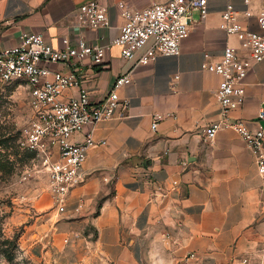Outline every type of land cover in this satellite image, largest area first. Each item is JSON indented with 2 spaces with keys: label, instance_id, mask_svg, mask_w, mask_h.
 Segmentation results:
<instances>
[{
  "label": "crops",
  "instance_id": "1",
  "mask_svg": "<svg viewBox=\"0 0 264 264\" xmlns=\"http://www.w3.org/2000/svg\"><path fill=\"white\" fill-rule=\"evenodd\" d=\"M89 1L0 0V48L19 44L23 32L43 34L56 49L65 37L108 44L124 25L125 8L158 0H98L112 27L80 29L75 12ZM228 1L209 0V15L194 18L178 55L138 64L145 49L128 59L112 45L103 66L90 59L49 65L76 69L96 100L123 73L131 71L132 82L119 90L126 115L94 127L95 139L106 144L90 148L84 180L70 191L65 210L52 200L54 209L42 224L43 247L34 248V256L48 247L46 253L58 251L68 264L97 257L108 264H264V175L235 130L222 129L213 139L204 133L218 117L220 81L202 69L204 55L217 59L227 44H238L221 27ZM231 2L244 26L256 30L244 3ZM251 8L257 13L259 2ZM245 83L246 102L233 116L254 120L264 108V62L253 63Z\"/></svg>",
  "mask_w": 264,
  "mask_h": 264
},
{
  "label": "built area",
  "instance_id": "2",
  "mask_svg": "<svg viewBox=\"0 0 264 264\" xmlns=\"http://www.w3.org/2000/svg\"><path fill=\"white\" fill-rule=\"evenodd\" d=\"M241 1L247 7L244 16H255L258 28H246L241 12L231 0L227 2L221 27L228 36L236 37L238 44H227L217 59L208 52L204 55L202 69L220 77L216 90L218 117L205 127L204 133L213 139L222 129L235 130L264 175V108L254 120L233 116L246 102L245 82L251 66L264 62V0ZM256 1L259 9L254 13L251 7ZM120 5L124 7L123 3ZM195 11L201 19L206 18L210 13L209 0H158L142 9L125 8V22L119 34L104 45L89 44L84 38L74 43L65 37L63 48L56 49L43 34L23 32L19 44L0 48V83L21 82L29 90L31 121L18 146L43 164L48 191L59 212L65 210L70 191L84 180L81 171L90 148L106 144V140L95 139L96 124L128 112V103L120 97L119 90L132 82V76L131 71L118 76L104 97L96 100L91 98L76 69L52 70L49 65L77 66L78 61L90 59L96 66H103L112 45L120 46L123 57L128 59L145 49L138 64H147L158 55H178L182 42L190 35ZM75 16L80 29L112 27L108 9L98 0L82 4ZM158 125L155 117L151 128L156 130Z\"/></svg>",
  "mask_w": 264,
  "mask_h": 264
},
{
  "label": "rangeland",
  "instance_id": "3",
  "mask_svg": "<svg viewBox=\"0 0 264 264\" xmlns=\"http://www.w3.org/2000/svg\"><path fill=\"white\" fill-rule=\"evenodd\" d=\"M193 15L199 19L198 11ZM30 121L25 83H0V264H68L58 251L46 253L48 247L43 256L32 251L43 247L42 224L54 205L43 164L18 146ZM97 259L77 264H108Z\"/></svg>",
  "mask_w": 264,
  "mask_h": 264
}]
</instances>
